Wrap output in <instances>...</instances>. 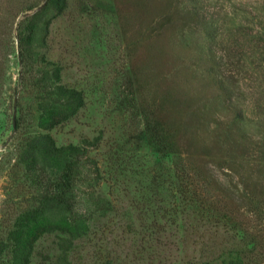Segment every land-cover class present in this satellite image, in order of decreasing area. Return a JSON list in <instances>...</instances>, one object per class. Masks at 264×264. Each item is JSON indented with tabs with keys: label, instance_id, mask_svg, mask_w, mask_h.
<instances>
[{
	"label": "rangeland",
	"instance_id": "1",
	"mask_svg": "<svg viewBox=\"0 0 264 264\" xmlns=\"http://www.w3.org/2000/svg\"><path fill=\"white\" fill-rule=\"evenodd\" d=\"M46 1L0 0V264L30 211L29 264H264V0ZM55 67L84 106L44 131ZM43 134L96 140L79 236L34 158Z\"/></svg>",
	"mask_w": 264,
	"mask_h": 264
},
{
	"label": "trees",
	"instance_id": "2",
	"mask_svg": "<svg viewBox=\"0 0 264 264\" xmlns=\"http://www.w3.org/2000/svg\"><path fill=\"white\" fill-rule=\"evenodd\" d=\"M51 2L52 0L46 1L47 4ZM33 33L34 29L30 26L25 40L29 42ZM42 73L44 78L39 82L42 81V88H44L46 96L41 99L37 126L40 130L48 131L74 117L84 106V98L80 91L67 88L60 83L58 67L51 69V76H48L47 70H43ZM95 141L83 140L78 145L56 147L52 138L47 134L37 135L33 138L32 147L35 153V157H33L54 162L58 167L57 176L51 183L53 193L50 202L53 207L64 212L63 231L72 237L81 235V229L85 224V219L79 214L78 208L83 202V197L81 200L79 197L86 192L85 190L100 186L98 166L89 158L87 149L88 146L94 145ZM181 192L186 194L184 190ZM34 218L35 215L32 211L26 214L27 224L22 226L26 228L22 232L26 237L23 238L21 234L11 243L8 253L10 264H29L32 246L42 234L38 231V227L31 226L30 221ZM227 258L228 261L223 264H245L242 257L234 254H229Z\"/></svg>",
	"mask_w": 264,
	"mask_h": 264
},
{
	"label": "water",
	"instance_id": "3",
	"mask_svg": "<svg viewBox=\"0 0 264 264\" xmlns=\"http://www.w3.org/2000/svg\"><path fill=\"white\" fill-rule=\"evenodd\" d=\"M27 15H29V13H25V14H23L22 15V17H26ZM15 107V99H14V102H13V108ZM13 115H14V113H13Z\"/></svg>",
	"mask_w": 264,
	"mask_h": 264
}]
</instances>
